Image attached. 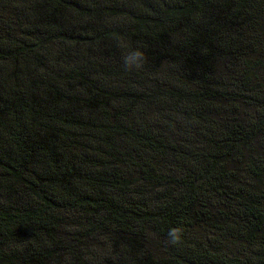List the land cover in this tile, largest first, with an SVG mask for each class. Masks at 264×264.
<instances>
[{
	"label": "trees",
	"instance_id": "16d2710c",
	"mask_svg": "<svg viewBox=\"0 0 264 264\" xmlns=\"http://www.w3.org/2000/svg\"><path fill=\"white\" fill-rule=\"evenodd\" d=\"M0 264H264V0H0Z\"/></svg>",
	"mask_w": 264,
	"mask_h": 264
}]
</instances>
